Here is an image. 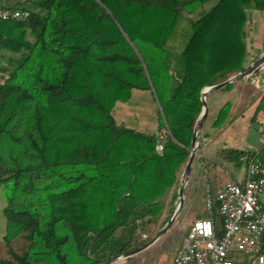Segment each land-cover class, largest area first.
I'll list each match as a JSON object with an SVG mask.
<instances>
[{
  "label": "trees",
  "instance_id": "1",
  "mask_svg": "<svg viewBox=\"0 0 264 264\" xmlns=\"http://www.w3.org/2000/svg\"><path fill=\"white\" fill-rule=\"evenodd\" d=\"M33 3L25 21L0 19V264H99L145 245L174 212L202 91L247 69L248 11H264V0ZM135 90L150 94L159 128L169 130L161 152L159 134L113 115ZM231 111L224 104L213 126ZM260 112L264 93L254 122ZM257 130L264 134V123ZM221 155L264 165V144Z\"/></svg>",
  "mask_w": 264,
  "mask_h": 264
},
{
  "label": "crops",
  "instance_id": "2",
  "mask_svg": "<svg viewBox=\"0 0 264 264\" xmlns=\"http://www.w3.org/2000/svg\"><path fill=\"white\" fill-rule=\"evenodd\" d=\"M0 2L5 6L24 7L30 10L35 6L33 0H0ZM249 11L258 14L264 12L260 10ZM262 29L258 26L255 28V32L264 31V26ZM251 40L250 38V40L247 41L245 38L247 46V67L264 53V37L257 41L255 40V42ZM254 43L256 44L254 45ZM1 77L2 73L0 72V79ZM263 93L264 65L247 77L235 82L233 89L229 91L219 89L208 94L206 97L208 102V117L199 135L202 146L196 153L190 177L185 185V198L182 209L170 229L156 242L139 253L118 261L115 264H174L175 253L177 249L184 244L191 224L196 219L205 218L209 215L207 209L208 195H211L215 205L219 191L228 181L235 180L243 182L245 180L246 167L238 166L234 162L226 160L222 157L221 151H224L226 148L259 151L263 146L264 141L262 140V134L260 130H257V127L261 128V124L264 123V112L258 114L257 122L252 120L258 101ZM134 96L135 93L128 103L115 106L113 115L116 121L118 124H123L126 127L149 134H159L161 137L164 130L159 128L156 108L155 110H150L149 113L136 110L137 107L134 104ZM227 102L232 103L230 121L224 126L216 128L213 126L214 121L220 109ZM182 173L177 188V199L173 202L174 190H171L168 196L170 204L173 202L175 207L171 216L175 213L179 205V190ZM170 204H168L163 214V219L169 215ZM6 205L7 202L3 194L0 193V210L4 215V208ZM180 229L182 230L181 240L175 241L178 234H180ZM5 233L6 224L4 229L0 232V240H3ZM143 238H147V233L143 234Z\"/></svg>",
  "mask_w": 264,
  "mask_h": 264
},
{
  "label": "built area",
  "instance_id": "3",
  "mask_svg": "<svg viewBox=\"0 0 264 264\" xmlns=\"http://www.w3.org/2000/svg\"><path fill=\"white\" fill-rule=\"evenodd\" d=\"M28 9L5 6L0 2V19L25 21ZM169 134L165 129L156 148L164 149ZM264 141V134H262ZM264 165L251 159L243 182L228 181L217 195L218 212L224 217V232L218 235L214 203L208 195L209 215L196 219L184 244L174 256V264H264ZM146 236V235H145Z\"/></svg>",
  "mask_w": 264,
  "mask_h": 264
},
{
  "label": "water",
  "instance_id": "4",
  "mask_svg": "<svg viewBox=\"0 0 264 264\" xmlns=\"http://www.w3.org/2000/svg\"><path fill=\"white\" fill-rule=\"evenodd\" d=\"M263 65H264V53L260 57H258L249 67H247L246 70L238 72L235 75L229 77L225 81H222L218 84L208 86L202 91L201 98H202V101L204 103V107H203V111H202L201 115L199 116V118L195 124V127H194V137H193L192 146H191V154H190L188 162L186 163L184 170H183V173H182L181 185H180V190H179V205H178L175 213L171 216V218L168 220V222L165 224V226H163L157 232V234L149 242H147L145 245H143L139 248H136V249L129 250L123 254L115 256L112 259L105 261V262H102V263H99V264H115L118 261H121L123 259H127V258L139 253L140 251L146 249L148 246H150L151 244L156 242L160 237H162L170 229V227L173 225L176 217L178 216L180 210L182 209V206L184 203V198H185V185H186V183L190 177V174L192 171V165H193L196 153L202 146L201 139H200L199 135H200V132L203 128V125H204V123L208 117V102H207L206 97L208 96V94H210L216 90L223 89L227 85H229L231 83H235V82L247 77L248 75L255 72L257 69L262 67Z\"/></svg>",
  "mask_w": 264,
  "mask_h": 264
},
{
  "label": "rangeland",
  "instance_id": "5",
  "mask_svg": "<svg viewBox=\"0 0 264 264\" xmlns=\"http://www.w3.org/2000/svg\"><path fill=\"white\" fill-rule=\"evenodd\" d=\"M248 13H249V18H248V22L245 26V38L247 39V41H249L251 38L252 39L251 41L255 42V40L257 41V40L261 39L262 37H264V31L255 32L256 27L260 26V28L262 29L264 26V12L258 14V13H253L252 11H249ZM182 25H183V27H185L186 26L185 22H183ZM178 33H180V35H177L176 38H174V40L171 43V46H173L177 50H180L182 45H183V41H184L183 37L184 36H183V33L181 31ZM253 36H254V38H253ZM256 43H254V45ZM134 93H135L134 104L137 107L136 110H142L145 113H149L150 110L151 111L155 110L156 106L152 102V100L149 96L150 94L148 92L135 90ZM120 113H122V112H120ZM5 224H6V217L3 214V212L0 210V232L4 229ZM181 229H180V234H178V237L176 238L175 241H178L179 239L181 240V238H180V237H182L181 236V231H182ZM6 250L7 249L5 248L4 252Z\"/></svg>",
  "mask_w": 264,
  "mask_h": 264
}]
</instances>
